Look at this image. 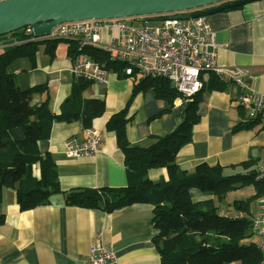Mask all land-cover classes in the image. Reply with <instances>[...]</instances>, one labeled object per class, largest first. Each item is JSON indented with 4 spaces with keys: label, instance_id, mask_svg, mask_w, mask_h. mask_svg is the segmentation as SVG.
<instances>
[{
    "label": "crops",
    "instance_id": "0c3cea01",
    "mask_svg": "<svg viewBox=\"0 0 264 264\" xmlns=\"http://www.w3.org/2000/svg\"><path fill=\"white\" fill-rule=\"evenodd\" d=\"M206 17L218 44L216 64L248 69L249 73L242 77V86L227 79L221 88L204 87L201 90L197 106L199 121L193 126L191 141L180 149L175 161L189 172L197 164L205 162L221 165L225 174H232L243 171L238 163L254 160L259 164L264 156V127L253 123L249 128L234 129L242 121L241 117L247 116V111L245 114L238 107L237 96L250 91L264 95V0H254ZM14 39L17 40L16 36L0 38L4 43L0 51L8 45L22 43L17 40L5 44ZM67 48L66 42H56L51 55L41 45L33 57L19 59L14 69L22 86L46 85L50 106L55 113L70 96L71 86L76 80ZM211 75L213 73L209 72L205 80L208 81ZM106 78L105 83H91L83 92L84 98H98L105 103L103 114L92 121L91 128L99 130L103 137L95 153L74 158L67 156L66 140L70 136L80 141L84 138L85 128L79 121H54L49 137L39 142V150L49 152L55 162L61 191L76 187H119L127 182L123 154L116 144L115 135L105 129V123L110 115L124 107L133 81L131 77L112 70L107 71ZM42 96L35 94L33 98ZM185 102L176 98L172 109L163 112L168 103L156 97L153 90L137 93L127 114L131 117L126 125L128 141L149 145L151 136H162L173 130L181 120ZM34 173L38 174L36 167ZM147 176L154 181L167 179V171L164 167L151 168ZM253 193L252 186L250 195ZM191 196L196 200L212 195L191 189ZM257 201L249 206L251 216L257 210ZM230 204L220 202V213L236 214ZM151 218L152 206L149 203H135L105 212L67 205L61 192L52 193L46 204L20 210L15 190L3 188L0 199V264H92L88 261V251L89 246L95 243L113 251L114 260L110 264H161L152 241L156 229Z\"/></svg>",
    "mask_w": 264,
    "mask_h": 264
},
{
    "label": "trees",
    "instance_id": "16d2710c",
    "mask_svg": "<svg viewBox=\"0 0 264 264\" xmlns=\"http://www.w3.org/2000/svg\"><path fill=\"white\" fill-rule=\"evenodd\" d=\"M169 14L143 17L157 21ZM136 18L132 17L133 20ZM6 36L22 40L27 33L22 28L2 34L0 38ZM59 41L68 44L69 57L85 54L119 75L127 65L110 61L108 53L99 48H80L66 39L24 41L0 51V199L3 188H12L20 210L46 204L49 196L56 192L63 194L67 205L105 212L135 203H149L152 206L151 222L156 229L152 241L161 264H259L262 253L256 241L250 239L252 216L249 209L253 201L264 197V178H255L257 162H240L238 165L242 172L225 174L224 167L218 164L201 162L189 172L175 161L180 149L191 141L193 126L199 121L197 106L201 90L204 87L221 88L224 83L214 73L199 92L186 99L181 120L173 130L162 136H151L149 145L132 144L126 137V125L131 119L127 114L135 95L153 90L156 97L168 103L163 112L170 111L173 101L183 95L168 78L141 76L136 72L125 75L133 81L130 97L123 108L110 115L105 129L115 135L116 144L123 154L126 184L60 190L55 162L49 152L39 150V142L49 137L54 121H79L84 128L92 127L93 119L103 114L105 103L98 98H84L83 92L92 82L79 77L71 86L70 96L55 113L50 106L46 85L22 86L18 82L14 73L18 60L33 57L41 45L52 55V49ZM35 94L44 96L34 99ZM241 118L235 130L259 123L245 115ZM156 167L166 169L167 179L154 181L148 178L147 171ZM249 184L253 186L254 193L232 202L236 214L220 213V202L226 194ZM195 188L212 196L195 200L191 196V189Z\"/></svg>",
    "mask_w": 264,
    "mask_h": 264
},
{
    "label": "built area",
    "instance_id": "2783aa9c",
    "mask_svg": "<svg viewBox=\"0 0 264 264\" xmlns=\"http://www.w3.org/2000/svg\"><path fill=\"white\" fill-rule=\"evenodd\" d=\"M136 17L134 20L129 17L64 22L53 28L49 34L38 37L32 35L31 27L28 26L24 28L27 37L20 42L77 39L80 48L96 47L106 51L110 61L126 63L124 75L136 72L141 76L170 79L184 100L202 89L209 72L218 78L221 76L222 81L231 79L237 86L243 85L241 79L249 73L248 69L216 64L215 33L211 30L206 16L188 19L167 16L157 21H149L143 16ZM3 45L1 41L0 47ZM68 59L76 78L81 77L97 85L106 82L108 69L104 64L85 54ZM179 98L182 97L177 99ZM237 103L247 111L249 118L257 119L264 127L263 94L255 91L242 92L237 96ZM102 138L96 128H85L83 140L80 141L74 136L66 140V154L74 158L95 153ZM255 173L256 179L264 178V156ZM250 229L256 236V244L262 253L259 264H264V197L257 201V210L252 214ZM113 260V251L101 243L89 246L90 263L110 264Z\"/></svg>",
    "mask_w": 264,
    "mask_h": 264
},
{
    "label": "water",
    "instance_id": "95a60500",
    "mask_svg": "<svg viewBox=\"0 0 264 264\" xmlns=\"http://www.w3.org/2000/svg\"><path fill=\"white\" fill-rule=\"evenodd\" d=\"M0 0V35L31 27L35 37L77 20H105L172 13L177 19L208 16L254 1L232 0ZM196 9V10H194ZM187 10H194L186 12Z\"/></svg>",
    "mask_w": 264,
    "mask_h": 264
},
{
    "label": "rangeland",
    "instance_id": "374dc122",
    "mask_svg": "<svg viewBox=\"0 0 264 264\" xmlns=\"http://www.w3.org/2000/svg\"><path fill=\"white\" fill-rule=\"evenodd\" d=\"M171 15H176L175 13L174 14H169L168 16H171ZM135 25L137 26L138 24L137 23H135ZM15 41H17L16 39H14V40H12V41H10V42H5V44H10V43H14ZM20 41V40H19ZM71 41H73L76 45L78 44V41H77V39H71ZM1 42V41H0ZM214 42L216 43V39L214 40ZM217 44V43H216ZM217 47H218V44H217ZM216 50H217V48H216ZM70 65H71V63H70ZM221 79H223L221 76H219V80H221ZM222 81V80H221ZM224 81H226L225 79H224ZM184 97H182V98H179L178 100H184L183 99ZM185 101V100H184ZM245 114H246V111L244 112ZM196 190H198L197 188H195ZM251 190H252V185H245V186H241V187H239V188H236V189H233V190H231L229 193H228V195L226 196V198L223 200V203H226V202H230L231 204L230 205H232V200H240V199H245L246 197H248L250 194H251ZM199 191V190H198ZM232 209V208H231ZM233 210V209H232ZM251 239H253V240H256L257 238H256V236L254 235V234H252V236H251ZM260 263V262H259Z\"/></svg>",
    "mask_w": 264,
    "mask_h": 264
}]
</instances>
